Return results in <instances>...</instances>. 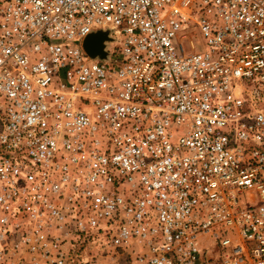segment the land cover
<instances>
[{"label":"built area","instance_id":"1","mask_svg":"<svg viewBox=\"0 0 264 264\" xmlns=\"http://www.w3.org/2000/svg\"><path fill=\"white\" fill-rule=\"evenodd\" d=\"M92 248L264 264V0H0V264Z\"/></svg>","mask_w":264,"mask_h":264},{"label":"water","instance_id":"2","mask_svg":"<svg viewBox=\"0 0 264 264\" xmlns=\"http://www.w3.org/2000/svg\"><path fill=\"white\" fill-rule=\"evenodd\" d=\"M111 41L108 33L106 32H94L90 34L84 41L83 47L88 55L92 58L106 57V48L108 46V42Z\"/></svg>","mask_w":264,"mask_h":264},{"label":"rangeland","instance_id":"3","mask_svg":"<svg viewBox=\"0 0 264 264\" xmlns=\"http://www.w3.org/2000/svg\"><path fill=\"white\" fill-rule=\"evenodd\" d=\"M114 48L112 45L110 47V51ZM80 262L79 264H125L123 262V258L121 254L115 255L113 259H111L110 255H106L104 252L98 251L97 248H92L89 250L80 251Z\"/></svg>","mask_w":264,"mask_h":264}]
</instances>
